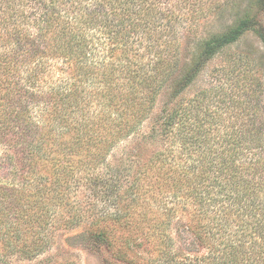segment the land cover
I'll use <instances>...</instances> for the list:
<instances>
[{
	"label": "trees",
	"instance_id": "1",
	"mask_svg": "<svg viewBox=\"0 0 264 264\" xmlns=\"http://www.w3.org/2000/svg\"><path fill=\"white\" fill-rule=\"evenodd\" d=\"M224 2L0 0V263L45 253L89 213L88 240L126 264H264L259 108L238 101L241 123H226L215 101L207 124L208 89L187 95L249 30L264 46L250 5L184 56L181 29L195 34Z\"/></svg>",
	"mask_w": 264,
	"mask_h": 264
},
{
	"label": "rangeland",
	"instance_id": "2",
	"mask_svg": "<svg viewBox=\"0 0 264 264\" xmlns=\"http://www.w3.org/2000/svg\"><path fill=\"white\" fill-rule=\"evenodd\" d=\"M224 3L226 5L221 7L209 20L207 19L195 34L187 32V29H181L183 54L189 61L195 57L197 52V36H205L209 31L218 32L224 29L225 25L231 22L237 14H242L245 6L252 5V15L257 16L264 26V10L256 4V0H225ZM254 74L259 76L255 85L258 84L261 87L256 94L252 92L250 83V76H254ZM200 89H208L206 92V102L208 101L209 105L206 116L207 124L211 120L210 115L214 104H218L215 101L223 100L225 103L220 113H222V117L228 119L226 123L241 121L242 118L236 115L240 106L238 101H241L242 106H245L246 109L251 108L256 102L257 108H259V117L264 125V46L255 30L246 32L242 38L218 52L206 63L197 80L189 87L188 98L195 97ZM242 117L247 119L246 115ZM147 126L148 122L144 128L146 129ZM130 141H132L131 138L121 143L113 151L110 160L118 157L122 147L129 144ZM82 201L84 208L91 207V202L95 201L88 188H84L82 191ZM102 203L103 201L98 202L99 205ZM88 217L89 213L85 215L87 219L73 229L58 230L53 245L45 253L33 259H23L15 255L7 259L5 264H58L65 262L71 264H126L115 256L107 244L97 245L91 243V239L88 240L93 214ZM182 222L184 223L185 219ZM173 236L178 242L176 246L178 244L183 246L184 242L188 244L192 239V235L188 232L184 233V228L180 224L175 225ZM136 252L142 253L143 256L149 255L143 250V247L137 248Z\"/></svg>",
	"mask_w": 264,
	"mask_h": 264
}]
</instances>
